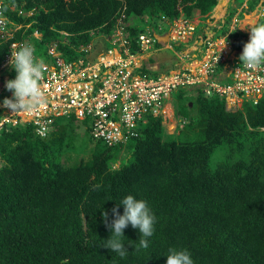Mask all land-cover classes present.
Returning a JSON list of instances; mask_svg holds the SVG:
<instances>
[{
	"label": "trees",
	"instance_id": "1",
	"mask_svg": "<svg viewBox=\"0 0 264 264\" xmlns=\"http://www.w3.org/2000/svg\"><path fill=\"white\" fill-rule=\"evenodd\" d=\"M2 1L10 18L24 27L0 45V65L11 44L24 40L34 44L44 63L52 60V42L65 61H76L85 56L82 48L98 47L102 36L112 34L120 19L136 52L137 38L149 25L173 23L182 14L206 21L221 2ZM232 4L222 33L246 4L232 35L245 44L252 22L264 23V0ZM9 5L33 14L18 16ZM250 13L256 18L246 19ZM175 94L178 135L166 133L162 117H151L126 144L114 147L92 138L94 147L84 139L75 146L77 130L92 129L91 118L55 119L46 138L32 123L6 124L0 131V264H166L170 248L187 250L193 264H264V101L230 112L219 97L190 90ZM125 147L132 157L115 168ZM127 195L146 201L155 216L154 234L147 238L148 248L137 251L141 234L129 223L121 237L128 253L121 258L101 245L111 235L112 209ZM118 212L123 215V204Z\"/></svg>",
	"mask_w": 264,
	"mask_h": 264
},
{
	"label": "built area",
	"instance_id": "2",
	"mask_svg": "<svg viewBox=\"0 0 264 264\" xmlns=\"http://www.w3.org/2000/svg\"><path fill=\"white\" fill-rule=\"evenodd\" d=\"M9 7L18 16L33 14L13 5ZM0 8H5L2 0ZM245 8L246 4L237 8L225 33L222 32L227 27L228 12L219 18L215 11L206 21L182 14L173 23L164 19L156 28L149 25L137 38L136 52L121 19L112 34L102 36L100 46L82 48L85 56L76 61H65L57 42H52L48 51L52 60L44 63L39 82L45 103L32 111L12 112L3 107V100L13 95L6 89V82L12 80L11 52L27 42L14 41L10 54L0 65V131L9 123H32L38 136L46 137L55 118H91L93 138L115 146L125 144L140 123H147L148 117L166 120L169 113L173 117L175 111L170 103L180 90L200 92L205 98H222L230 112L241 110L246 103L258 106L264 101V64L257 69L244 67L239 60L242 50H237L239 40L232 37ZM3 17L0 45L12 41L24 27L11 19L7 11ZM156 35L167 36V41H160ZM34 36L41 39L38 31ZM153 47L159 48L149 51ZM162 51H172L175 57L166 71H161L157 63H149ZM144 70L158 74L144 76Z\"/></svg>",
	"mask_w": 264,
	"mask_h": 264
},
{
	"label": "clouds",
	"instance_id": "3",
	"mask_svg": "<svg viewBox=\"0 0 264 264\" xmlns=\"http://www.w3.org/2000/svg\"><path fill=\"white\" fill-rule=\"evenodd\" d=\"M6 10V8H0V25H3L5 22L3 12ZM225 46L226 43L224 44V47ZM237 50L240 49L237 48ZM35 52V46L30 42L23 43L18 47V50L11 52V60L9 63L11 68L15 70L16 76L15 79L8 80L6 82V89L12 92L13 95L11 98H5L3 100V107L10 109L12 112L32 111L33 109L42 106L45 103L44 93L39 83L43 78L45 64L42 59H38L34 55ZM239 60L242 62L241 64H243L244 67L248 69H257L262 64H264V23L251 26L250 39L244 44ZM70 117L72 116L58 117L55 119ZM173 117H175V112ZM150 118L151 117H148L147 123L142 122L140 124L147 125ZM76 120L78 121L77 118ZM167 120L168 119H163V123ZM53 126L54 121L50 125L48 135H51ZM90 136L94 141H99L93 138L91 135V130ZM119 166L120 160L115 163L114 167L119 168ZM119 204L124 205L123 215L119 214L118 212ZM119 204L117 207L112 209V213L115 218L112 223L108 225L111 235L101 246L110 249L112 252L123 258L128 253L124 247V242L121 239V237H124L123 230L128 226L129 223L133 228L139 229L141 235L136 250L139 251L140 249H147V238L152 237L154 234L153 225L155 222V216L151 213V209L149 208L146 201L142 199L138 200L133 195H127ZM102 216L105 222H107L108 213L104 211L102 212ZM166 264H193V260L191 259V255L187 250L178 251L175 248H170L168 250Z\"/></svg>",
	"mask_w": 264,
	"mask_h": 264
},
{
	"label": "rangeland",
	"instance_id": "4",
	"mask_svg": "<svg viewBox=\"0 0 264 264\" xmlns=\"http://www.w3.org/2000/svg\"><path fill=\"white\" fill-rule=\"evenodd\" d=\"M232 1H235V0H232ZM233 7V4L231 3V4H229L228 5V12H232L234 9L232 8ZM263 14V13H262ZM256 18V17H255ZM254 18V19H255ZM260 19V18H259ZM261 19H262V21L264 22V16L263 17H261ZM256 23V25H258L259 24V22H255ZM251 25H254L253 24V22H252V24ZM249 29H247L246 30V32L249 34V36H250V33H249V31H248ZM102 44V41L100 42V44H99V46ZM243 47H244V44L242 43V44H239L238 45V48L240 49V50H242L243 51ZM157 48H159V47H153V48H151L149 51H153L154 49H157ZM175 48H177V47H175ZM177 49H179V48H177ZM242 51H240V52H242ZM151 60H153V61H155V63H158V65H159V68H161V66H160V64H164L166 67H165V69H167V70H169L170 68H171V65L174 63V60H175V57L173 56V52L172 51H162V52H159L158 54H156L155 56H154V58L153 59H151ZM150 60V61H151ZM231 82V81H230ZM232 83V82H231ZM187 94V93H186ZM188 95V94H187ZM177 94H174L173 95V99H172V101H171V103H170V101H167V103H170V105L174 108V111L176 112V105L178 104L177 103ZM190 96H186V98H189ZM247 104V103H246ZM195 114H191L190 116H194ZM167 116V115H166ZM168 120L167 121H165L164 123H163V125H164V127H165V129H166V133L167 134H169V135H178L179 134V132H180V128L178 127L179 125H178V119L176 118V116L175 117H172L171 116V114L169 113V117L167 118ZM63 120H60L59 122H62ZM83 139H84V142L85 143H89V145L91 146V147H94V143H93V141H92V139H91V136H90V132H89V130L88 131H86L84 128H81L80 130H77V138L75 139V141H74V144H75V146L76 147H78V146H80L81 145V143H82V141H83ZM132 152H133V150L131 149V148H129V147H125L123 150H122V152L120 153V165H122L123 163H128L129 162V160L131 159V157H132ZM64 156V154H61L60 155V157L62 158ZM88 156H89V154L86 156L85 155V159H87L88 158ZM66 157V156H65ZM70 157H72V158H75L76 157V153H72V154H70ZM81 157V156H80ZM80 157H79V159H80ZM117 167H118V164H117Z\"/></svg>",
	"mask_w": 264,
	"mask_h": 264
},
{
	"label": "crops",
	"instance_id": "5",
	"mask_svg": "<svg viewBox=\"0 0 264 264\" xmlns=\"http://www.w3.org/2000/svg\"><path fill=\"white\" fill-rule=\"evenodd\" d=\"M231 3H233V1L232 0H221V2H220V5L216 8V13H217V16L220 18V17H222L223 15H225V14H227V12H228V5L229 4H231ZM247 16H246V19L248 18V15L249 14H246ZM255 13H250V15L249 16H251L250 18L251 19H254L255 18ZM218 18V19H219ZM218 19H217V21H218ZM248 20H249V18H248ZM150 64L152 63V61H150L149 62ZM158 64V63H157ZM159 66V65H158ZM160 66H161V68H159L161 71H166L167 69H165V65L164 64H160Z\"/></svg>",
	"mask_w": 264,
	"mask_h": 264
},
{
	"label": "water",
	"instance_id": "6",
	"mask_svg": "<svg viewBox=\"0 0 264 264\" xmlns=\"http://www.w3.org/2000/svg\"><path fill=\"white\" fill-rule=\"evenodd\" d=\"M250 15V14H249ZM248 15V18L251 19L252 17ZM256 17V14L254 15ZM251 17V18H250ZM247 18V19H248ZM156 37L160 40V41H164L166 42L167 41V36L166 37H160L158 35H156ZM234 57V56H233ZM192 106V105H191Z\"/></svg>",
	"mask_w": 264,
	"mask_h": 264
}]
</instances>
